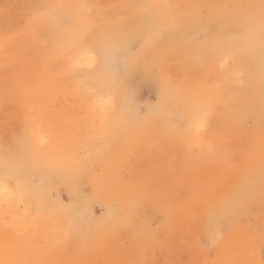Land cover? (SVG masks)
<instances>
[{"label": "snow or ice", "instance_id": "6c2138e0", "mask_svg": "<svg viewBox=\"0 0 264 264\" xmlns=\"http://www.w3.org/2000/svg\"><path fill=\"white\" fill-rule=\"evenodd\" d=\"M219 7L0 5V264H156L146 256L158 225L139 212L152 184L106 183L94 193L110 200L100 221L54 194L61 180L83 189L127 159L155 165L162 188L215 167L194 178L190 203L160 202L188 236L190 259L171 264H264V0L241 6L235 31L191 28L198 10ZM234 143L242 156L224 151ZM205 214L215 227L202 232Z\"/></svg>", "mask_w": 264, "mask_h": 264}, {"label": "rangeland", "instance_id": "374dc122", "mask_svg": "<svg viewBox=\"0 0 264 264\" xmlns=\"http://www.w3.org/2000/svg\"><path fill=\"white\" fill-rule=\"evenodd\" d=\"M67 2H91V3H109L114 0H67ZM152 3L161 4H177V5H221L225 7L200 9L199 18L191 24V28L199 33L205 32L211 35L223 34L230 31H235L238 28L239 21L245 14L246 9L241 7L244 5L258 3V0H149ZM22 4L17 0H0V5L3 4ZM159 15V13H158ZM0 25L4 27V22L0 19ZM152 21L146 20L142 25V29H146L150 26ZM0 26V27H1ZM0 28V30L3 29ZM139 33H131L130 37L136 38ZM2 59V58H1ZM176 69L175 74H172L174 78L182 80L186 74V70L182 63H176L172 66ZM5 72L3 73V77ZM147 95V94H146ZM257 133L259 132V122L257 124ZM246 146L242 143H234L227 145L224 151L229 155L242 156ZM141 164L139 160L127 159L112 173L109 178L108 184L113 186L121 185H134L137 181L141 183L152 184L153 193L147 197L139 206V212L142 214L143 219L152 222L155 221L158 225L157 238L149 245L146 259L155 261L156 264H171L173 261H184L190 259V256L184 253V241L188 239L186 232L184 231L181 223L178 220H169L161 210V201L172 204L173 206H180L187 204L196 199L199 194V186L194 182L195 177L203 176L211 171L215 170V167L201 168L194 170L192 178H184V186L182 189L172 190L166 193V186L161 187L157 180V177L153 173V169L148 167L147 172L141 174ZM142 177V178H140ZM59 186V182L57 187ZM79 194L81 197L87 200V206L89 208L88 217L100 221L106 214L105 203L103 200L95 199L94 188L86 186L81 188L78 186ZM187 188V189H185ZM99 192V191H98ZM184 192V193H181ZM185 193L186 196H185ZM184 196H183V195ZM61 198H67L65 192L59 193ZM261 212L259 201L255 205L253 210V216L255 219H259ZM207 214L203 215V219ZM139 218V217H138ZM205 221V220H204ZM203 221V222H204Z\"/></svg>", "mask_w": 264, "mask_h": 264}, {"label": "bare ground", "instance_id": "6f19581e", "mask_svg": "<svg viewBox=\"0 0 264 264\" xmlns=\"http://www.w3.org/2000/svg\"><path fill=\"white\" fill-rule=\"evenodd\" d=\"M17 1L21 2L22 4L26 2V0H17ZM1 27H3V25ZM131 38L134 39V37H131ZM171 71H172V74H175L174 72H176V69L172 68ZM4 72H5V68H4L2 59L0 58V85H2L3 80H4V77H3V73ZM258 122H259V120L257 119V124H258ZM123 162H124V160L119 162L114 167L106 169L104 171V173L102 175H100V176H94L92 178V182L89 183L87 186L91 187V189L94 188V191H97V192L101 191L103 189V186L106 183L108 184L109 178L112 175V173L115 172V170ZM139 163L141 164V168H140L141 169V174H142V172L143 173L147 172L149 170L148 167H151L152 169L155 167V165L149 164V163L144 162V161H140L139 160ZM140 178H142V177H140ZM141 182H142V179H141V181H137L135 184H139ZM78 186H79V184L77 182L73 181V180H70V179L69 180H61V181H59V186L56 187V190H55L54 194L59 196L60 191L61 192L63 191V192H65L67 197L69 195H71L73 198H75V199L80 201V203L82 205L83 212L86 215H88L89 214V208L87 206H85V205H87V200L80 196L79 191H78L79 190ZM116 186H121V185H116ZM184 186H186V183H184V180L183 179H177L176 181H174V182H172V183H170L169 185L166 186V193L168 194L170 192V189H172V190L182 189ZM186 187H189V186L187 185ZM185 189H187V188H185ZM181 193H184V192H181ZM186 194L187 193H185V196H186ZM103 201L106 204L105 205L106 214L104 215V217H106L107 214L110 212V208H109L110 200L104 199ZM211 227H215V222L208 215L205 216L203 219H201L200 228H201L202 232L205 230V228H211Z\"/></svg>", "mask_w": 264, "mask_h": 264}]
</instances>
